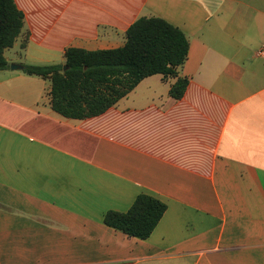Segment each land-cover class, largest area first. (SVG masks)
Returning a JSON list of instances; mask_svg holds the SVG:
<instances>
[{
    "label": "crops",
    "instance_id": "obj_1",
    "mask_svg": "<svg viewBox=\"0 0 264 264\" xmlns=\"http://www.w3.org/2000/svg\"><path fill=\"white\" fill-rule=\"evenodd\" d=\"M15 1L29 40L11 66L121 48L159 17L190 39V83L176 101L155 75L72 120L50 81L0 71V264H264V0ZM142 193L167 205L150 238L105 224Z\"/></svg>",
    "mask_w": 264,
    "mask_h": 264
},
{
    "label": "trees",
    "instance_id": "obj_2",
    "mask_svg": "<svg viewBox=\"0 0 264 264\" xmlns=\"http://www.w3.org/2000/svg\"><path fill=\"white\" fill-rule=\"evenodd\" d=\"M24 13L15 0H0V71L8 70L5 52L25 31ZM123 47L87 51L69 48L64 65L24 66L29 76L51 82L50 106L64 118L86 120L105 114L130 95L145 79L161 75L174 80L169 94L180 101L190 80L182 76L190 53V39L178 27L159 17L143 16L126 32ZM24 46V47H25ZM66 67V68H65ZM167 211L161 200L142 193L125 213L110 211L104 222L128 237L147 240Z\"/></svg>",
    "mask_w": 264,
    "mask_h": 264
},
{
    "label": "rangeland",
    "instance_id": "obj_3",
    "mask_svg": "<svg viewBox=\"0 0 264 264\" xmlns=\"http://www.w3.org/2000/svg\"><path fill=\"white\" fill-rule=\"evenodd\" d=\"M21 51L19 48H15L14 50H9L7 56L10 59L11 62H16L18 60H21ZM47 85H51V82H47ZM146 90V88H144Z\"/></svg>",
    "mask_w": 264,
    "mask_h": 264
},
{
    "label": "water",
    "instance_id": "obj_4",
    "mask_svg": "<svg viewBox=\"0 0 264 264\" xmlns=\"http://www.w3.org/2000/svg\"><path fill=\"white\" fill-rule=\"evenodd\" d=\"M11 68H12L13 70H18V69H23L24 67H22V66H17V65H12ZM65 68H66V67H65Z\"/></svg>",
    "mask_w": 264,
    "mask_h": 264
}]
</instances>
